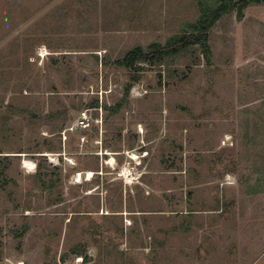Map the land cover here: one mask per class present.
Segmentation results:
<instances>
[{
  "label": "rangeland",
  "instance_id": "1",
  "mask_svg": "<svg viewBox=\"0 0 264 264\" xmlns=\"http://www.w3.org/2000/svg\"><path fill=\"white\" fill-rule=\"evenodd\" d=\"M198 1L0 0V264H264V4L210 64H113Z\"/></svg>",
  "mask_w": 264,
  "mask_h": 264
},
{
  "label": "trees",
  "instance_id": "2",
  "mask_svg": "<svg viewBox=\"0 0 264 264\" xmlns=\"http://www.w3.org/2000/svg\"><path fill=\"white\" fill-rule=\"evenodd\" d=\"M197 3L199 15L194 22L186 24L184 29L170 35L163 43L153 42L146 47L136 46L130 49L121 58L114 60L113 64L135 75H138L144 66L163 67L168 77L179 72L175 66L181 58L187 59L191 65L195 64L197 53L202 56L206 64H210L208 33L215 22L233 11L237 18L241 19L245 8L253 4H264V0H199ZM130 87V84L126 86V93ZM250 178V175L246 176L245 180ZM73 253L83 256L84 261L87 260L82 250H74Z\"/></svg>",
  "mask_w": 264,
  "mask_h": 264
},
{
  "label": "built area",
  "instance_id": "3",
  "mask_svg": "<svg viewBox=\"0 0 264 264\" xmlns=\"http://www.w3.org/2000/svg\"><path fill=\"white\" fill-rule=\"evenodd\" d=\"M76 124L79 125V127L87 126V113L85 111L81 112L80 116L78 117ZM230 179V178H229Z\"/></svg>",
  "mask_w": 264,
  "mask_h": 264
},
{
  "label": "bare ground",
  "instance_id": "4",
  "mask_svg": "<svg viewBox=\"0 0 264 264\" xmlns=\"http://www.w3.org/2000/svg\"><path fill=\"white\" fill-rule=\"evenodd\" d=\"M142 130V129H141ZM133 158H135L136 156L133 154V156H132ZM70 158V157H69ZM87 176H88V178H90L91 176H92V173H91V171H89L87 174H86Z\"/></svg>",
  "mask_w": 264,
  "mask_h": 264
}]
</instances>
